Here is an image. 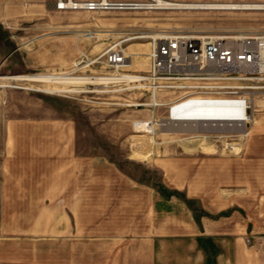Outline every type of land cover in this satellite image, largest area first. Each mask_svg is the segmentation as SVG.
I'll return each instance as SVG.
<instances>
[{
  "label": "rangeland",
  "instance_id": "374dc122",
  "mask_svg": "<svg viewBox=\"0 0 264 264\" xmlns=\"http://www.w3.org/2000/svg\"><path fill=\"white\" fill-rule=\"evenodd\" d=\"M56 1L0 0V76L66 70L80 49L94 57L123 36L264 34V9L60 10ZM124 46L132 68L145 71L150 38ZM50 84L0 78V264L107 258L122 225L129 242L156 234L163 258H218L226 239L264 245V213L251 209L252 196L264 200V87L244 88L254 118L244 132L161 124L150 132L136 122L167 118L181 92H162L154 107L148 91Z\"/></svg>",
  "mask_w": 264,
  "mask_h": 264
},
{
  "label": "built area",
  "instance_id": "2783aa9c",
  "mask_svg": "<svg viewBox=\"0 0 264 264\" xmlns=\"http://www.w3.org/2000/svg\"><path fill=\"white\" fill-rule=\"evenodd\" d=\"M135 3L137 2L57 0L56 7L60 10L97 11L132 7ZM137 37L150 38L149 63L145 71L132 68L133 56L124 46L126 41ZM59 72L84 78L83 82L77 84L55 83L77 88L75 91L79 93L124 94L133 90L148 91L152 97L149 104L154 107L163 103L158 98L162 92H181L179 97L169 103V116L173 120L199 125L219 122L221 118H218V114L185 112L187 109L209 105H244L242 116L248 117L251 116L252 102L244 93V88L264 87L259 83L264 79V34L174 31L123 36L110 42L94 57L80 49L71 67ZM128 104L139 106L142 102L128 101ZM183 104L186 106L181 107ZM157 119L152 116L148 120L137 121L136 125L151 132L160 124ZM150 120L153 123L152 130L148 129Z\"/></svg>",
  "mask_w": 264,
  "mask_h": 264
},
{
  "label": "crops",
  "instance_id": "0c3cea01",
  "mask_svg": "<svg viewBox=\"0 0 264 264\" xmlns=\"http://www.w3.org/2000/svg\"><path fill=\"white\" fill-rule=\"evenodd\" d=\"M259 199L252 196L251 209L255 214L264 213V200ZM76 208L77 206L74 207L75 211L78 210ZM77 226L81 228V225L76 224L74 229H77ZM128 230L129 227L125 228L123 225L115 228L109 238L114 250L111 254L108 249L107 258H59V264H264L262 240H259L258 246L247 250L239 239H226L224 242L228 243L229 248L220 251L218 258H163L156 234L149 233L129 242L126 240ZM223 246L227 247V244L223 243Z\"/></svg>",
  "mask_w": 264,
  "mask_h": 264
},
{
  "label": "bare ground",
  "instance_id": "6f19581e",
  "mask_svg": "<svg viewBox=\"0 0 264 264\" xmlns=\"http://www.w3.org/2000/svg\"><path fill=\"white\" fill-rule=\"evenodd\" d=\"M74 1V0H72ZM134 7L138 8H195V9H264V1H179V0H150L142 1L134 4ZM91 34L90 36H92ZM133 54H141L140 51H132ZM0 78H8L12 80H33L47 83H74L83 82L84 78L69 76L68 74L60 73H33V74H17L11 76H0ZM50 84V85H51ZM6 86V85H5ZM37 87V86H36ZM47 90L52 92L61 91H75L77 88H70L67 86L59 87L58 85L49 86ZM186 104L181 105L185 107ZM245 106H228V105H209L205 107H197L187 109L185 112H196L201 114H218L221 120L219 122H211L202 124L208 128L219 126H232L239 128L242 132L246 130L248 122L254 120L253 116H242ZM185 110V109H184ZM230 114H237L238 116H230ZM162 126H199L198 123L188 121L173 120L170 116L167 118L157 119ZM149 123L152 121H148ZM151 123L148 125V129L152 130ZM153 124V123H152ZM169 128V127H167ZM250 131H246L245 135H249Z\"/></svg>",
  "mask_w": 264,
  "mask_h": 264
}]
</instances>
